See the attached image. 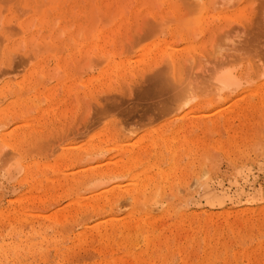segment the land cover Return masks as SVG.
<instances>
[{
  "label": "bare ground",
  "instance_id": "bare-ground-1",
  "mask_svg": "<svg viewBox=\"0 0 264 264\" xmlns=\"http://www.w3.org/2000/svg\"><path fill=\"white\" fill-rule=\"evenodd\" d=\"M96 1L98 3L99 8L93 5L94 0H90V5H92V7L94 8L100 9L98 11L101 12L100 13L97 12V15L99 14L102 15V16L100 15L102 17L100 18L101 19L100 22L96 20L94 22V18L97 17L93 16L94 13L92 14L90 12L89 4H87L86 2L83 4L84 2L83 0H44V3L41 5L45 7H42V9L40 5V2H42V0H18L16 5L17 7L20 6L19 11L23 12V13L21 12V14L18 13L17 8L11 7L12 6L11 4L10 7L5 9V11L0 9V65L2 66L5 65L8 61L10 60L12 61L13 58H18L19 61L27 55L26 57L27 59L24 58V61L23 59L21 60V62L15 61L16 64H18L15 70L24 71L25 69H27L26 75H24L16 83H13L11 80L9 82H6L4 86H2V88L0 89V98H1L0 105L4 102L7 103L8 100L11 98V96H9L10 98H8V96L7 95L5 96V94L10 93V95L13 96V93H15L19 95V96L16 95L17 97L15 96L16 98L14 99V101H12L13 98H11L10 99L11 102L6 104L7 106L5 107V109L1 106V108L4 110L0 111V121H1L0 149L1 148L5 149L4 153L5 156H8L7 157L8 162L7 161L3 162L4 164H2L1 166L3 167L5 166V167L3 171H1L2 167H0L1 168L0 171L2 172L3 177L7 179V181H12L21 173L22 169L25 170V175L22 177L24 179L21 178L22 179L21 181H23V184L29 185L28 187H30L31 192L35 190L36 194L37 191L38 194L40 191L43 192L46 191L44 188L50 189V191L56 190L55 188L56 183L59 182L57 181V179H59L60 175H62L61 178H64L65 181L68 182V185L74 182L78 183L81 181L79 184L85 185L84 187L86 188L85 189L83 187V189H85L86 191L83 190L81 192L85 194L87 193L88 196L86 197L84 194L85 197L82 198L83 202L79 203L80 205L79 207L80 209H82V207H85L87 211L89 208L93 209L95 207L97 208V210L98 208L100 210L102 207L101 204L103 205L107 204L108 206L107 205L104 206L108 208V210H112V207L114 206L113 204L117 203L116 200L121 199V202H124V200H128L125 201L128 202V204L132 200L133 204L130 203L131 205L130 204L129 205L134 207L135 212L137 211L136 213H134L133 211L132 212L136 215L139 211L140 214L141 212H143L144 215H142V217L140 216L139 218H137L136 215L135 217L137 219L131 218L130 220H127L125 226L128 227L129 230L128 235L125 234L126 232L124 233V231H122L120 227H118V231L119 230L121 231L119 232V235L115 234L116 237L114 239L115 240L116 238L117 239L122 238L124 240L126 239L125 240L126 243L128 241L130 242L133 239V236H135L137 240L140 239L142 244L139 243L140 241L138 243L142 245V248L141 247L140 248L143 249L144 254L143 252H141V250H139L140 252L138 254L141 253L140 254L141 256L145 255L142 257V259H145L144 260L145 263L142 262L143 264L148 263L147 261L149 260V258H151L150 254H154L153 256L158 255L157 254L158 250L156 248H154L156 249V252L151 253L152 251H154V249H152L150 250V254H149V249L154 246L157 247L161 246L160 249L158 248L160 250V255H158V259L161 260L162 264H166L165 262L166 258L170 259L169 257L170 255L175 256L176 254L182 257L181 264H190L191 262L187 263L185 258V255L188 253L189 250L188 248H186V246L190 244L191 245L190 248H193V250L196 249L194 251L195 253L193 252L194 254H196L197 251L199 252L200 251L199 249L202 248H200V246H197L199 247V249H197L195 245H197L198 243L200 244L199 242L201 241L199 239L200 236H203L202 240L204 242V247L202 251V257L198 261V264H215L216 262L213 263V260H218L221 257V252H223V248L225 247V245H223L224 240L222 238L224 231L231 230L234 234L233 240L235 242L232 241L234 242L233 244L236 246H242L243 245L242 242L244 241L243 240L244 237H242L243 234L242 229L245 230L247 236L252 237L251 234H252V230L254 229V225L260 227V224H263L261 225L263 226L261 228L262 229L264 228L263 205L262 207L244 206L243 209L240 208V211H237L236 213L233 210L227 211L226 203L228 201L234 200L235 199L234 197L236 196L238 191H239L238 194L239 196L245 194L243 192L242 186L247 183L249 184V182L254 179L252 174V171L254 169L251 170V168L249 167H244L237 171L236 175H239V179H240L239 189L238 188L235 189L236 186L238 185V182L236 180L234 181L233 179L228 182V187L225 188L219 182L216 183L210 181L209 174L211 171L208 170L209 167L208 169H201L200 171H197L199 173L193 175L194 177H192L191 180L189 181V179L187 178L188 172L186 171L185 167L183 168L182 167L183 165L179 167L180 166L179 164L181 162V161L179 162V159L181 157L182 152L190 153L191 151H194V148L196 146L198 148L199 147L198 145L202 144L201 141L202 138L199 139L200 137L197 136L198 138L195 137L196 139H193L190 137L192 134L191 132H193L192 131L193 129L197 130L196 127H201L200 124L202 123H200L201 117H199V115L206 113V112L204 113V111L209 109L208 105H210L211 108L213 106L211 110L212 112L213 111L216 112L215 115L210 117V121L212 122L213 127L216 130L219 129L220 126L219 122L221 120H223L224 122L223 124L225 127H229L230 125H232L230 124V120L231 118H233V116L239 114L240 117H242L247 121L248 116L252 115V113H258L259 111L264 109V72H263L264 69H262L264 65L262 66V68H260L263 63L260 64V58L256 57L255 59H257L256 60L257 65L260 66L259 68L261 71H259V69H254L253 67L254 66L256 67V65H253V67L251 66V64H253L254 61L250 62L249 64V60H248V58H251L250 57L251 55L248 56L249 55L248 54L244 56L242 52L243 49H245V45H247L246 42L249 41L247 39L246 41L242 42L246 34V33L244 34L243 32L247 31L246 27L248 29L250 28L248 26L252 25L250 24L251 21L255 24L254 22L255 18L252 17L254 16L252 14L255 13L253 10H255V8L257 9V7L255 6H258L261 2L258 3V5L257 3H255V6H253L254 2L257 1H254L252 4H250L251 2L250 0H239V1L238 0H158L159 3L157 2V0H155V2L159 4L158 6L155 2L153 3L154 6L156 5L155 7L158 6V9L156 8L157 9L156 10L155 8H153L154 6L151 5L150 3L149 4L151 6L150 5L149 6L152 8L148 9V7L145 6L148 5L147 2H145L146 0H135V4H136L135 8L132 11L128 12L130 13V15L126 17L128 13L126 12L125 9L124 10L125 12L124 11L122 12L121 18L118 19L117 17L120 11L118 13L114 12L116 10L115 6L117 5V3L118 4L120 3V5H118L120 7L121 3L122 4L125 3V0L124 2H120L122 0H119V2L118 0L117 2L115 0H114L115 2L113 0H110V3L108 0H96ZM234 1L238 2L237 5H239L240 7L238 10H234L235 9L234 7H238L236 3L234 4ZM263 1L264 0H262V4ZM113 3H116V5ZM125 4L126 6L128 5L127 7L129 8L130 4H127V2ZM262 4L260 5L262 6ZM112 5H115L113 6L115 9H112ZM124 5L121 7L124 8L125 7ZM251 5L255 8L252 7L253 8L252 9ZM260 5L259 7H261ZM13 6L15 5L13 4ZM118 6L116 7L119 10ZM91 10L95 11V9H91ZM145 11L149 12L150 14L147 15L151 17L149 18L148 16L147 17L145 16L146 19H143L144 18L143 15L140 21L145 20L144 22L146 23L149 21L148 22L149 25L148 23L147 25L148 27L151 25V27H149L150 29H147L149 30V32L147 31L148 33L143 35L147 36L148 40L149 37H151L152 40L151 41L147 40L148 43L141 46L140 48H139V44L140 42L142 43L144 40L140 42L138 41L139 44L137 42L138 50L136 54L135 55L132 54L133 56L126 55L128 49L133 47V46H129L131 45L130 42L132 43L135 39L137 40V38L135 37H134L135 39L131 38L134 36L132 34L136 33L134 32V30L136 29L134 23L136 19H138L137 16L144 13ZM258 11H256V14ZM111 12L113 13V15L116 14L118 15L112 18ZM144 22H142L143 25ZM140 31L141 30H139L138 33ZM130 32H134V33H130ZM238 32L239 34L240 33L242 34L238 35ZM127 35H129V37L131 36L130 40ZM127 37L128 39H126ZM239 37L241 38L243 37L242 40H239L241 39ZM126 40L127 41L129 40L127 42L129 43V45L126 43ZM32 45H34V48H32ZM134 49L136 51L135 47ZM239 53L241 54L242 56L241 58L243 59L238 58V56L240 55ZM243 56L247 57V59L245 60ZM240 59L244 60L245 65L247 64L246 62H248V65L246 66L244 65L245 66L244 67L243 61H241ZM253 60H254V56H253ZM7 65L9 64H6L5 67ZM241 69H243L242 72L243 73L245 72V75L246 73H248L247 77H245L244 74L242 75L240 73ZM10 71L12 72V74H14L13 73L14 71H12V69ZM201 71L204 74H201ZM195 72L198 73L200 72L199 73L200 76H198V74H196ZM206 72H208V74ZM7 74L9 75V73ZM249 74L252 75L253 77H250ZM193 75L196 76L197 83L194 81ZM149 76L150 79L153 81V84H150L151 86L154 85V82L155 84H158L160 86L159 87L160 89L157 86L155 87L152 86V88H155V91L153 92L154 93L156 92V87H157V90L159 89V91H157L159 93V96H161L164 100V103L161 107H159V105H161L160 103L159 105L157 104L159 108L156 107L157 109H159L157 113L160 117L156 116L157 115V113L155 112L156 110H154L156 115L155 113L152 114V116L154 115V117L156 116L158 119H160L161 117L162 119L163 118L166 119L165 122L161 124L160 127H158L157 129H153L149 132L146 131L147 133L146 132L143 133L145 134L143 136L142 134L140 135L138 134L139 136L142 137L136 136V138H133L132 136V134L134 135V131H135L134 128L131 131L129 130V133L131 134H128V136L131 135L132 138L126 136L127 138L124 141L123 137L125 135L123 136L122 132H124L125 131L124 129L128 128L129 126L124 128L123 127L124 125H120V122H118V124L121 127L118 130L122 131L121 133L119 134L115 133L114 132L115 127L114 128L108 127L110 128L109 131H112L111 128L114 130L112 131L113 133L112 132H110L111 134H109L108 132L106 133L105 131L108 129L106 128L104 132L100 130L101 133H99L100 131L97 132L98 134L94 133V135H92L90 139L85 143L84 142L78 143L79 140L78 142H76L77 140L76 139L75 141H72L67 145L63 144L61 149L57 148L59 151L55 150V152H53V155L56 152L59 153V157H57L58 155L55 154L57 156H54V158L56 157L54 161L50 162L47 160V161L39 162L35 160L34 158L35 155L33 156V158L30 157V154H34L33 153L34 148L30 147L29 144H31V141H34L33 140L34 138H37L36 140L39 141L40 137L41 138L43 137L42 136L43 129L50 130L51 127L56 123L55 120L59 117L68 119L70 117L69 116L70 113L73 116L74 113L72 114L73 111L68 110V105L69 103H73V101L71 100L75 93H77V95H75L77 98V105H75L76 102L74 101V104L72 106L76 108L80 107V104L84 102L89 103L91 101L93 103L98 104L101 101L100 99L112 98L114 94L118 95L120 92L124 93L126 91L124 90V88L129 89L130 87H132L131 89L134 90L135 89L134 86H137V84L141 85V83L145 82L146 78L149 79ZM56 78L59 79L57 80ZM202 78L204 79L202 81H204L205 83L204 88L202 87L203 85L202 82L200 81ZM55 79L57 82L54 84V86L50 87L49 82ZM60 89H62V91ZM58 90H60L61 93H63L62 95L63 97L61 96H60L61 98H59V96L57 97V94L59 92ZM199 90L201 91L199 92ZM199 93H201V95ZM153 94L151 92L150 95L152 96L149 97L150 100L151 98H153L154 96ZM120 95L121 94H119L118 97ZM157 95L155 94V97ZM201 96H203L202 99L204 100L198 98ZM161 97H158V99H161ZM113 99L116 101V98L113 97ZM146 99L148 100V98ZM199 99H201L203 103L205 104L207 103L206 104L207 109H205L204 104L201 106L204 107L203 108L204 110H201L199 108L201 103L195 106L192 104L193 102ZM114 100L111 101L114 102ZM147 100H143V101H147ZM100 103L103 104L102 102ZM155 103L156 102L152 104L151 101V104L154 105V107H155ZM34 104L38 106L37 115L35 117L23 116L22 113L24 111V108L27 105L30 106ZM29 106H28V111L32 112L30 110L34 109V107L30 108ZM98 106H100V104H98ZM196 106H198L200 110L197 109ZM102 107H100L101 110ZM195 107L196 109H194ZM108 108L109 107H107V110ZM150 108L153 107L151 106ZM75 109L73 108V110ZM79 110L80 109L78 108V111ZM26 112L24 113L25 115L28 114V113L26 114ZM17 113H20L21 116ZM67 113H69V115H67ZM16 115L19 116L17 117ZM66 115L69 117H67ZM5 116L8 119L9 117L13 118V120L10 119L11 120L10 122H13L17 118L21 120L18 123H14L15 125L12 124L11 126H9V123H6L7 124L6 125L3 123L4 121H2V119L5 118ZM153 119L155 120V118ZM118 124H116L115 126H117ZM254 127H256V125ZM48 130L47 132L45 131L46 132L44 134L45 136L47 133H49ZM258 133H260V131ZM45 136L43 140L46 139ZM118 138L120 139V141L118 140ZM56 140L54 142H57ZM54 142L52 144L53 146H54ZM249 142H253V141H249ZM249 142L248 144H250ZM258 142L254 144L255 147L258 146L257 144L261 143ZM21 144L22 146L25 144L29 148L28 149L29 151L28 152L26 151L25 154L20 153L23 151L22 146L21 149L19 148ZM35 144L38 145V143ZM48 144L49 143L47 141V144L45 143V145ZM55 145H60V144L55 143ZM215 145L218 146L217 143ZM53 146L49 148H54L55 146L54 147ZM44 147L46 148V146ZM226 147L229 148L232 146L226 145ZM226 147L225 150L227 149ZM250 148L252 147L250 146ZM231 149L234 150V147ZM50 150L53 151V149ZM230 150L227 149L228 152H230ZM258 150L256 148L255 152L256 151L258 152ZM227 151H225V154ZM39 153L40 152H38V154ZM190 154H192V152ZM244 155H246V153ZM1 156L2 154L0 155V157ZM76 156L79 157V159H82L83 162L80 163L79 161V164L76 165V163L78 162L73 161L75 160ZM166 156L168 157L167 163L165 160H163L164 157L166 159ZM246 156L248 157V155ZM145 157L146 158L148 157L147 158L148 160L150 158L151 162L148 163L147 161H144V159L147 160ZM235 157H239V156H235ZM247 160L249 161V159L246 158V161ZM64 161L69 164V165L67 164L68 167L65 168L66 171L63 169L64 168L63 166H62L63 168L61 167L60 169L61 165L66 164ZM163 161L165 162V167L166 164H168L167 165L168 167L166 168L162 167L164 165ZM67 165H65V167ZM193 165L194 164H192V166ZM206 165L208 166V164ZM204 166L205 165H203V167ZM189 167H191V163ZM124 170L126 171L125 173H127L126 175L121 174ZM47 171L51 172L50 174L53 175L52 178L47 177L48 175ZM65 172L66 173L73 172V173L65 174ZM66 175H68L69 178ZM127 175L130 176L129 179L127 178L128 179L127 181L125 180L123 181L122 179L126 178ZM186 178L188 179L189 182L187 181ZM157 179H159L160 181ZM68 180H70V184ZM157 181H159L160 184ZM20 183L22 184V182ZM232 186L235 187L234 188L235 190L233 189L234 191L231 192L230 189ZM69 187L72 188V186ZM77 187L79 188V186ZM61 188L62 187H60V189ZM159 189H162L164 191V193H161V195L165 194V192L169 190V192H166L165 194L168 196L164 198L167 203L162 199L163 196L161 198L166 204H168L167 207L164 205V203L159 202L160 200L157 199L160 193L158 195L156 194V192L158 193ZM257 189L260 192L262 191L261 189L259 190L258 187ZM87 190L90 191L89 194ZM70 191L71 190H69V192ZM154 191L155 193H153ZM255 192H257V190ZM41 194L42 193H40V195ZM28 195H30V193ZM33 195L26 197L27 195L25 194L22 199L25 200L29 199L30 201H33V199L37 196V195L34 196ZM48 195L46 196V198L52 197ZM79 195L81 196V193ZM250 197L255 198L257 200L255 194L251 195ZM250 197H248L247 194V198ZM40 198H39L40 201H43L45 199L44 198L41 200ZM77 198L75 200H77ZM259 199L261 200V198ZM45 201L46 199L43 201V203ZM73 202L75 203V201ZM248 202H253V201L250 199L242 200V204ZM137 205L141 207L139 208ZM142 205H144V208L146 207L145 213L144 211L140 212V209L145 210L143 209ZM118 206H120V204ZM15 207L16 208H11L6 213L0 212V217L4 218L3 220L6 219V220H12L14 222L17 221V224H19V222L23 223V221L29 219L26 217L27 215L30 214L24 211L25 208H27V206L22 205V201H20L18 207L17 205ZM105 207L104 208L102 207V209H105ZM136 207H138L139 210H136ZM161 207L162 208L166 207V209L165 211L163 210L161 214L160 213L158 214V212L160 211L159 208ZM117 209H115V212ZM78 211L81 212L80 210ZM87 211L85 214H82V216L86 215ZM64 212H63L64 214L63 213L61 214L62 216H60V214L59 215L54 214L53 217L51 216V219H48V220H52V225L50 224L51 227L52 226L55 227L57 225L60 227V229L63 228L67 229L64 226H66L67 225L66 223H68V220L70 218L69 217L70 213L69 211H64ZM155 212L157 213L155 214ZM233 212L236 215V216L234 215L235 218L234 216H232L235 219V222L234 219L232 218L233 221H231V223L238 224L236 223L237 221L239 222L241 227L240 228H238L237 226H236L237 228L235 226H234L235 228L232 227L230 225L231 224L230 220L227 223V225L224 224L223 225L224 227L221 226V222L223 221V219L221 218H224L225 216L229 217V215L230 216L231 214L233 215ZM134 214L131 215L134 217ZM237 214L239 215L237 216ZM32 215L34 214L32 213ZM87 215L91 216L90 214ZM250 215L252 216L251 218L247 217ZM114 216L115 215L111 214V217ZM165 217H168V219L174 217L173 219L174 222L171 220L173 222L172 224L165 225V223H162V220H165L164 219ZM228 217H225L224 219L227 218L228 220ZM126 218L129 219V216ZM215 218L216 220L218 218L221 219V222L219 221L220 219L218 220L220 225L217 224L218 222L215 220ZM32 220H30L31 221L30 223H32ZM0 222H2V219L0 220ZM113 222L114 220L112 221V223ZM122 224L123 222L120 225ZM21 225L19 224V227ZM35 226L36 225L30 226L29 227L30 231L26 234H21V232H17V236L18 234L21 237L25 236L24 239H21L20 237L18 241H14V239L11 240V238H9L12 236L10 233L8 234L11 236L6 234V236L7 235L9 236V237L7 236L9 240L7 239L5 240V242L4 241L0 242V264H10L11 262L13 264H22L20 261L22 257L21 251H23L25 254L30 253L33 255H35L37 252H38L37 254L40 253L39 251L42 250L39 244L40 242H34L33 240L35 239L36 236H38V238L39 236L41 237L42 233L46 232L51 227L49 226L50 227L49 228L45 225V228L47 227L48 229L46 228L47 229L46 230L43 226L42 231H39L42 224L41 226L40 224H38L39 229L34 228ZM95 226L94 228H96ZM183 226H185V228L186 226H188L187 228L191 230L190 233L191 235L190 236L188 235L189 237L187 238L188 241H185L187 242V244L183 242L184 244H186V246L184 244H181L180 243L181 240L179 239L180 238L179 235L183 230L182 228ZM22 227L24 226H21V228ZM103 227L104 226H102L101 228ZM14 228L16 227L14 226ZM94 228L92 227L91 231ZM99 228L97 229L98 231ZM111 228L110 230L113 231ZM159 228L161 230L160 232H158ZM55 229L56 228H54V230ZM60 229L59 231H56L58 232L59 237L61 235ZM51 230L53 233V227L52 229H50V232ZM14 231L16 233L15 229L11 231V233H13ZM118 231H116V233ZM8 232H10V230ZM63 232H65V230L62 231V235ZM132 232H134L133 233L134 235L132 234ZM88 233H86L87 236ZM90 233L92 234V232ZM101 233H100V238H104L105 235ZM186 233L184 235H186ZM81 234H84V232ZM166 234H170L169 236L172 237L170 238ZM46 235L47 233L44 236L46 237ZM95 236L99 238L97 234ZM164 236L168 238H164ZM56 237L54 238V240H52L53 243L55 242ZM92 238L93 237H91L90 240ZM97 238L95 240H98ZM181 238L183 239L184 236H182ZM4 239H6V237ZM51 239H53V237H51ZM58 240H60V238ZM77 241L79 240L77 239ZM124 243L123 246H125L126 244ZM56 244L61 245V243H56ZM47 245H50V242ZM53 246L54 245H52V247ZM46 248L47 247H45V249ZM58 250L59 248L57 249V251ZM129 251H131L132 253V250L129 249ZM254 251L255 250L252 251L251 249H245L242 252L240 251H236V252H240L242 257L250 261L251 260L250 258L252 257ZM193 253L190 254L193 255ZM197 255L198 254H196V256L193 255V257H197ZM139 256L135 257L133 261L134 263L132 262L131 264H141L139 260L140 259ZM125 257L121 259H113L107 262L106 264H125L126 262L130 263V261H128L129 255L126 257V259ZM253 258L255 259L256 257ZM253 258L252 260L254 261ZM154 260L155 259L152 260L151 258L148 264H155ZM160 260H157V262L159 261L160 263ZM256 261L257 260H255V262ZM102 263L98 262V264H102Z\"/></svg>",
  "mask_w": 264,
  "mask_h": 264
},
{
  "label": "rangeland",
  "instance_id": "rangeland-1",
  "mask_svg": "<svg viewBox=\"0 0 264 264\" xmlns=\"http://www.w3.org/2000/svg\"><path fill=\"white\" fill-rule=\"evenodd\" d=\"M84 2H83V4L86 2L87 4H89V7H90V12L93 14L94 13V15L93 16H96L97 18H94V22H95V20L96 21H101V19L100 18H102L101 16V14H99V15H97V12L98 13H100L101 11H98V10H100V9H97V8H99V6H98V3H97V1L96 0H94V2H93V5L96 7L97 6V8H94V7H92V5H90V0L89 1H87V0H83ZM109 1V3H110V0H108ZM114 1V0H113ZM116 2H117V0H115ZM114 1V2H115ZM129 0H125V3L127 2V4H130V5H133V6H130L129 5V8L126 6V4L125 3H121V6H123L124 4V8H122L121 6L119 7L118 5H120V3L118 4L117 3V5H116V3H113V4H115L116 6H118V8H119V10L117 9V7L115 6V5H112V9H115L116 8V10H118V11H114V10H111V11H114V12H119L118 14L120 15V17H119V15L118 14H116V15H118V19H120L121 18V15H122V12L126 9V12L128 13L129 11H132L134 8H135V0H133V1H129ZM153 0H151V1H149V0H146L145 2H147V4L148 5H145V6H147L148 7V9L149 8H152V7H150L151 5H153V3L155 2V0L152 2ZM239 1V0H238ZM251 2H250V4H252L254 1H257V2H254V4H253V6H255V3H257V5H258V3H260V4H262V0H250ZM7 2V3H6ZM11 2V3H10ZM12 2H13V4L15 5V6H13V4H12ZM17 2H18V0H13V1H11V0H0V9L1 10H4L5 11V9L6 8H8V7H10V4L12 5L11 7H14V8H17L18 9V13L19 14H21V12L19 11L20 9V6H18L17 7ZM92 2V1H91ZM112 2V1H111ZM118 2H119V0H118ZM120 2H124V0H122V1H120ZM133 4H132V3ZM157 2H158V0H157ZM9 3V4H8ZM44 3V0H42V2H40V5L41 4H43ZM151 5H150V4ZM156 3V2H155ZM159 3V2H158ZM236 3V5H237V3L238 2H235L234 1V4ZM157 4V3H156ZM249 4V5H250ZM259 4V5H260ZM150 5V6H149ZM158 6H159V4H157ZM235 5V6H236ZM259 5L258 6H255V7H257V9L255 8V7H253L252 5H251V8L253 7V8H255V10H253L252 12L254 13V14H252V15H254V16H252V17H254L255 18V20H254V22H255V24L252 22H250V24H252L251 26H248V27H250L249 29L246 27V29H247V31H245V32H243V30H242V32L245 34V38H243L244 40L242 41V42H244V41H246L247 39L249 40V41H247L246 42V44L247 45H245V49H243V54H244V56H246V55H248V56H250L251 58H248V60H249V64H250V62H252V61H254L253 62V64H251V66L253 67V65H256V67L254 66L253 68L254 69H259V71H261L260 70V68H262V66L264 65V1H263V4H262V6L261 7H259ZM113 6H115V8L113 7ZM154 6V5H153ZM156 6V5H155ZM153 7V8H157L158 9V6L157 7ZM238 7H234V5H233V7L235 8L234 10H238L240 7H239V5H237ZM42 7H45V6H42L41 5V9H42ZM127 7V8H126ZM252 8V9H253ZM91 9H95V11L93 12ZM97 9V10H96ZM123 9V10H122ZM156 9V10H157ZM122 10V11H121ZM128 10V11H127ZM259 10V11H258ZM256 11H258L257 12V14H256ZM7 12V11H6ZM125 12V11H124ZM23 13V12H22ZM90 13V14H91ZM112 13V12H111ZM121 13V14H120ZM147 14H150L149 12H147V11H145L144 13H142V14H140V15H138L137 16V18L138 19H136V21H135V23H134V26H136V29L134 30V32H136V33H134V32H130V33H134V34H132V35H134L133 37H131V38H133V39H135V38H137V40L135 39L134 41H133V39H132V43L130 42V44L131 45H129V43H127L131 38L129 37V35H127L128 37H129V40L127 41L126 40V43L129 45V46H133V47H131L130 49H128V51L126 52V55H129V56H133L132 54H136V52H137V50H138V44H139V42L140 41H143L142 43L140 42V44H139V48L141 47V46H143V45H145V44H147L148 42H147V40H148V38H147V36H144L143 34H146V33H148L149 32V30H147V29H150L149 27H151V25L148 27V25H149V21L147 22L148 23V25H147V23L146 22H144L145 20H143V21H140L141 19H142V17H143V15H144V18L143 19H146V17L148 16ZM101 15V16H100ZM116 15H113V13H112V18H114V16L116 17ZM130 15V13H128V15L126 16V17H128ZM259 15V16H258ZM146 16V17H145ZM257 16V17H256ZM92 17V16H91ZM149 18L151 17V16H148ZM26 18H28V17H26ZM25 18V19H26ZM92 19V18H91ZM253 19V18H252ZM150 20V19H149ZM261 20V21H260ZM147 21V20H146ZM142 22H144V25H143V23ZM95 24V23H94ZM139 24V25H138ZM253 25H254V27H253ZM260 25V26H259ZM145 26H146V28H145ZM258 26V27H257ZM139 27H140V29H139ZM253 28V29H252ZM139 30H141L139 33H138V31ZM153 30V29H152ZM252 30H253V33H252ZM255 30V31H254ZM148 31V32H147ZM151 31V30H150ZM152 33V32H151ZM135 34H137V35H135ZM240 34H242V33H240ZM239 34V32H238V35H240ZM144 37H143V36ZM237 35V34H236ZM142 36V37H141ZM242 36V35H241ZM128 37L126 38V39H128ZM135 37V38H134ZM238 37V36H237ZM145 38V39H144ZM151 37H149V40L148 41H151L152 40V38L150 39ZM239 38H241V37H239ZM242 38L241 39H239V40H242ZM236 40H238V39H236ZM139 41V42H138ZM146 41V42H145ZM137 42H138V44H137ZM133 44V45H132ZM35 45H36V43H35ZM134 47L136 48V51H135V49H134ZM32 48H34V45H32ZM248 48V49H247ZM255 48V49H254ZM246 49H247V51H246ZM250 50V51H249ZM256 50V51H255ZM251 51H252V53H251ZM131 53V54H130ZM255 53V54H254ZM240 54V53H239ZM238 54V55H239ZM240 56V57H239ZM238 56V58H241L242 56H241V54ZM243 56V57H244ZM253 56H254V60H253ZM24 57V56H23ZM27 57V55L24 57V58H26ZM256 57H258V58H260V64H262L261 65V67L260 66H258L257 65V59H255ZM263 57V58H262ZM24 58H22L23 59V61H24ZM245 58V60L247 59V57H244ZM21 59V60H22ZM27 59V58H26ZM241 59H243V58H241ZM240 59V60H241ZM250 59H251V61H250ZM21 60H19L20 62H21ZM11 61V60H10ZM10 61H8L6 64H9V65H7L6 67H5V65H0V70H1V72H0V89L2 88V86H4V84L6 83V82H9L10 80L13 82V83H16V82H18L24 75H26V70L27 69H25L24 71H21V70H15V68H16V66L18 65V64H16V62H19L18 61V58H13L12 59V61L10 62ZM16 61V62H15ZM241 61H243V66L245 65V62H244V60H241ZM258 62H259V60H258ZM11 63V64H10ZM247 64L246 65H248V62H246ZM259 64V65H260ZM245 65V66H246ZM244 66V67H245ZM258 66V67H257ZM3 67V68H2ZM10 67H11V69H12V71H14L13 73L14 74H12V72L10 71L11 69H10ZM260 67V68H259ZM7 68V69H6ZM13 68H14V70H13ZM244 69V68H243ZM243 69H241V74L243 75L244 74V76L245 77H247V75H248V73H246V75H245V72L243 73L242 71H243ZM262 69H264V66H263V68ZM9 71V72H8ZM263 72H264V70H263ZM7 73H9V75L7 74ZM11 73V74H10ZM196 74H198V76H200V72L198 73V72H195ZM207 74H208V72H206ZM7 74V75H6ZM18 74V75H17ZM201 74H204V73H202V71H201ZM4 75H6V76H4ZM14 75V76H13ZM195 75V74H194ZM193 75V79H194V81L197 83V81H196V76H194ZM4 76V77H3ZM57 76V75H56ZM202 76V75H201ZM249 76L250 77H253L252 75H250L249 74ZM12 77V78H11ZM15 77V78H14ZM20 77V78H19ZM54 77V76H53ZM147 78H148V76H147ZM146 78V80H145V82L144 83H141V85L140 84H137V86H134L135 87V89L134 90H132L131 88L132 87H130L129 89H125L124 88V90H126L125 92H124V90H123V92L124 93H119V94H121L119 97H118V95L117 94H114V98H116V101L113 99V97L112 98H106V99H100L99 101L100 102H102L103 104H101L100 102L98 103V104H100V106H98V104H96V103H93V102H89V103H82V104H80V107H78L80 110L78 111V108H76V107H74V106H72L73 104H74V101L76 102L75 103V105H77V98H76V96L75 95H77V93H75L74 94V96H73V98H72V100L71 101H73V103H69V105H68V110L69 111H73L72 112V114H73V116L71 115V113H70V115H69V113H67V115H69V116H67V117H69L68 119L67 118H57L56 120H55V124L51 127V131L50 130H48L49 131V133H47V134H49V135H47L46 134V136L44 135L46 132H47V130L46 129H43L42 131H43V134H42V138L40 137V139L41 140H43V138H44V136H45V138L47 139H44L43 141H41L40 139H39V141L38 140H36L37 138H34L33 140L34 141H31V144H29L30 145V147H32V148H34V150H33V153L34 154H30V157H32L33 158V156H34V158H35V160H37V161H39V162H43V161H54V159L56 158H54V156H57V157H59V153H55V154H57V155H53V152H55V150H58V149H61V147L63 146V144L64 145H67V144H69V143H71L72 141H75L76 139V142H78V140H79V142L78 143H81V142H86V141H88L89 139H90V137L92 136V135H94V133L95 134H98L97 132L98 131H102V132H104V130H106V128H108V127H112V128H114L115 127V131L111 128V130L112 131H114L115 133H121L122 131H120V130H118L119 128H121L120 127V125H124L123 127L124 128H126V127H128V128H126V129H124L123 131L124 132H122L123 134V140L125 141V139L127 138V137H131L132 138V136H133V138H136V136L137 137H142L143 135H145V134H143V133H145L146 131H151V130H153V129H157L158 127H160L161 126V124H163L164 122H165V118H163L162 119V117L160 118V119H158L156 116H159L158 115V110L159 109H157V108H159V107H161L162 105H163V103H164V100H163V98L161 97V96H159V93L157 92V91H159V85L158 84H155V82H154V85H152V86H157L159 89L157 90V87H156V92L154 93L153 91H155V88H152V86L150 85V84H153V81L150 79V76H149V79H147ZM201 78V77H200ZM199 78V79H200ZM57 79V78H56ZM56 79L55 80H52V81H50L49 83V86L50 87H52V86H54V84L57 82L56 81ZM59 79V78H58ZM57 79V80H58ZM13 80H16V81H13ZM147 80H149V81H147ZM202 80H204L203 78L200 80L201 82H202V87L204 88L205 87V83H204V81H202ZM2 82H3V84H2ZM150 82V83H149ZM146 83H147V85H146ZM195 83V84H196ZM143 84V85H142ZM145 84V85H144ZM135 85V84H134ZM197 85V84H196ZM148 86V87H147ZM150 86V87H149ZM198 86V85H197ZM137 88V89H136ZM153 89V90H150V89ZM130 89H131V91H130ZM61 91H62V89H60ZM60 90H58L59 92H58V94H57V97L59 96V98H61V97H63L62 95H63V93H61V91ZM149 90V91H148ZM135 91V92H134ZM146 93H145V92ZM201 90H199V92H200ZM151 92H152V94L154 95L153 96V98L155 97V94L157 95V93H158V95L154 98V99H156V100H154L153 98H151V100L149 99V97H151L152 95H150L151 94ZM127 95H126V94ZM140 93V94H139ZM144 93V94H143ZM149 93V94H148ZM202 93V92H201ZM201 93H199L200 95H201ZM9 94V95H8ZM8 94H5V96L7 95L8 96V98H10L9 96H11V98H13L12 99V101H14V99L17 97V96H19L18 94H15V93H13V96L12 95H10V93H8ZM12 94V93H11ZM124 94V95H123ZM148 94V95H147ZM17 95V96H16ZM123 95V96H122ZM146 95V96H145ZM16 96V97H15ZM61 96V97H60ZM148 96V97H147ZM142 97V98H141ZM144 97H145V99H144ZM158 97H161V99H158ZM10 98V99H11ZM146 98H148V100L146 99ZM198 98H203V96H201V97H198ZM9 99V100H10ZM147 100V101H143V100ZM159 100V102H158V100ZM199 99V100H196L195 102H193L192 104L195 106V105H197V104H200L201 103V105L199 106V108L201 109V110H204L203 108L205 107V109H207V107H206V104L205 103H203L202 102V100H204V99ZM0 100H1V98H0ZM8 100V102L6 103V102H4V103H2L1 105H0V111H2V110H4L5 109V107L7 106L6 104H8L9 102H11V100L9 101ZM106 100H109V101H106ZM114 100V102H112V101ZM138 100V101H137ZM150 100V101H149ZM105 101V102H104ZM151 101H152V104H154V102H156L155 103V107H154V105H152L151 104ZM154 101V102H153ZM110 102V103H109ZM111 102H112V104H111ZM136 102V103H135ZM108 103V104H107ZM138 103V104H137ZM159 103L161 104V105H159ZM115 104V105H114ZM147 104V105H146ZM157 104L159 105V107L157 106ZM204 104V107H201L202 105ZM82 105V106H81ZM102 105H103V107H102ZM1 106L4 108V109H2L1 108ZM28 106L29 105H27L25 108H26V110H27V112H26V110H25V108H24V111H23V116H27V117H35L36 115H37V111H38V106H36V104H34V105H30L29 107L31 108H33L34 107V109H35V111H34V109H32V110H30V111H32V112H29L28 111ZM72 106V107H71ZM84 106V107H83ZM93 106V107H92ZM95 106V107H94ZM106 106V107H105ZM115 106V107H114ZM153 107V108H155V109H153V108H150V107ZM198 106H196L197 107V109H199L198 108ZM36 107V108H35ZM82 107V108H81ZM100 107H102V110H101V108ZM107 107H109L108 108V110H107ZM157 107V108H156ZM196 107L194 108V109H196ZM208 107H209V109H207L206 111H204V113L205 114H200L199 115V117H201L200 118V123H202V124H200V126L201 127H196L197 128V130L196 129H193L192 131L194 132H191L192 134H191V137L190 138H193V139H196L195 137H200L199 139H201V141H202V144H200V145H198L199 147V149L197 148V146L194 148V151H191L192 152V154H190L189 152V154L187 153V152H182V154H181V157H180V159H179V162H180V166L179 167H181V165H183L182 167L184 168L185 167V169H186V171L188 172V174H187V178L189 179V181L191 180V178L192 177H194L193 175H196L197 173H199V172H197V171H200L201 169H208V167H209V169L208 170H210L211 172H210V174H209V179H210V181L211 182H216V183H221L222 184V186H224L225 188H227L228 187V182L230 181V180H236L237 182H238V185L236 186V188L234 187V186H232L231 187V189H230V191L232 192V191H234L235 189H239L240 188V179H239V175H236L237 174V171L239 170V169H241V168H244V167H249V168H251V170H253L252 171V174H253V180H251L250 182H249V184L247 183V184H245V185H243L242 187H243V192L245 193V194H243V195H241V196H239L238 194H239V191H238V193L236 194V196L233 198L234 200H232V201H228L227 203H226V205H227V211L228 210H233V211H235V213L237 212V211H240V208H242L243 209V207L245 206V207H262V205L264 206V146H262V145H264V109L263 110H261V111H259L258 113H252V115H250V116H248V119H247V121L245 120V119H243L242 117H240L239 116V114H234V115H236V116H233V118H231V120H230V124H232V125H230L229 127H225L224 126V122H223V120H221L220 122H219V129L218 130H216V129H214V127H213V124H212V122L210 121V117L211 116H213V115H215V113L216 112H212L211 110H212V108H213V106H212V108H211V106L210 105H208ZM72 108V109H71ZM73 108L75 109V110H73ZM87 108V109H86ZM93 108V109H92ZM104 108V109H103ZM116 108H119V109H116ZM132 108V109H131ZM148 108V109H147ZM133 109H134V112H133ZM142 109V110H141ZM153 111H152V110ZM199 109V110H200ZM83 110V111H82ZM86 110V111H85ZM97 110V111H96ZM100 110V111H99ZM154 110H156L155 112L157 113V115H156V113L154 112ZM105 111H106V113H105ZM151 111H152V113H151ZM26 112V114L27 115H25L24 113ZM110 113V115H109V113ZM132 112V113H131ZM147 112H148V114H150L151 116H152V114H154L155 113V117H154V115L152 116L153 118H155V120L150 116V115H148L147 114ZM104 113V114H103ZM129 113V114H128ZM17 114H19L20 115V113H17ZM100 114H102V115H100ZM211 114V115H210ZM19 115H16L17 117L19 116ZM74 115H75V117H74ZM136 115V116H135ZM141 115V116H140ZM7 116V115H6ZM5 116V118H3L2 119V121H4L3 123L4 124H6V123H9V126H11L12 124H14V123H18L21 119H19V118H17L16 120H14L13 122H10L11 120H13V118L11 117H9V119L7 118ZM15 116V117H16ZM21 116V115H20ZM80 116V117H79ZM150 116V117H149ZM149 117V118H148ZM160 117V116H159ZM207 117V118H206ZM71 118V119H70ZM107 118V119H106ZM240 118V119H239ZM242 118V119H241ZM7 119H8V121H7ZM11 119V120H10ZM142 119V120H141ZM148 119V120H147ZM156 119H158V120H156ZM152 120V121H151ZM154 120V121H153ZM160 120V121H159ZM65 121V122H64ZM101 121V122H100ZM113 122V124H112V122ZM115 121H116V124H118V122H120V125L118 126H115L116 124H115ZM138 121V122H137ZM149 121V122H148ZM1 122V121H0ZM91 122V123H90ZM103 122V123H102ZM109 122H111V123H109ZM123 122V123H122ZM137 122V123H136ZM206 122V123H205ZM88 123V124H87ZM109 123V124H108ZM208 123V124H207ZM58 124V125H57ZM153 124V125H152ZM7 125V124H6ZM15 125V124H14ZM57 125V126H56ZM99 125V126H98ZM146 125V126H145ZM209 125V126H208ZM256 125V127H254ZM82 126V127H81ZM107 126V127H106ZM142 126V127H141ZM145 126V127H144ZM262 126V127H261ZM57 127V128H56ZM116 127H117V129H116ZM254 127V128H253ZM83 128V129H82ZM130 128V129H129ZM135 128V129H134ZM208 128H209V130H208ZM252 128V129H251ZM256 128V129H255ZM74 129V130H73ZM82 129V130H81ZM135 130L134 131V135L132 134V136L130 135V136H128V134H131V133H129V130L131 131V130ZM139 129V130H138ZM258 129V130H257ZM110 130V128H108L105 132L107 133H109V134H111L110 132H112V131H109ZM116 130H118V131H116ZM142 130V131H141ZM195 130V131H194ZM199 130V131H198ZM237 130V131H236ZM252 130V131H251ZM46 131V132H45ZM87 131V132H86ZM101 131L99 132V133H101ZM257 131V132H256ZM260 131V133H258ZM125 132H128V133H125ZM252 132H254V133H252ZM1 133V132H0ZM52 133V134H51ZM55 133V134H54ZM72 133V134H71ZM85 133V134H84ZM113 133V132H112ZM147 133V132H146ZM251 133V134H250ZM256 133V134H255ZM140 134H142V136H139ZM232 134V135H231ZM58 135V136H57ZM258 135H260V136H258ZM65 136V137H64ZM127 136V137H126ZM194 136V137H193ZM257 136H258V138H257ZM197 137V138H198ZM235 137V138H234ZM59 138V139H58ZM82 138V139H81ZM120 138V137H119ZM118 138V140L120 141V139ZM254 138V139H253ZM57 139V140H56ZM68 139V140H67ZM258 139V140H257ZM57 141V142H54V141ZM206 140V141H205ZM242 140V141H241ZM37 141V142H36ZM47 141H48V145H45V143L47 144ZM200 141V140H199ZM230 141H233V142H230ZM249 141H253V142H249ZM258 143H260V144H257L258 146H256L255 147V145L254 144H256L257 142ZM43 142V143H42ZM51 142V143H50ZM53 142H54V146L52 145L53 144ZM248 142L250 143V144H248ZM256 142V143H255ZM35 143H38V145L40 146H38L37 144H35ZM41 145H40V144ZM55 143H59L60 145H55ZM124 143V142H123ZM218 144V146L217 145H215V144ZM230 143H233V144H230ZM214 144V145H213ZM28 145V146H29ZM203 145H204V147H203ZM226 145H228V146H232V147H229V148H227L226 147ZM247 145V146H246ZM252 147V148H250V146ZM253 145H254V148H253ZM1 146V145H0ZM21 146H22V144L19 146V148L21 149ZM34 146V147H33ZM42 146V147H41ZM44 146H46V148L44 147ZM51 146H53L54 148H49V147H51ZM59 146V147H58ZM36 147V148H35ZM49 149H48V148ZM219 149H217V148ZM223 147H224V149H223ZM225 147L227 148V149H231V148H233L234 147V150L233 149H231L232 150V152H231V150H230V152H228L227 151V149L225 150ZM236 147V148H235ZM23 148H25V149H23ZM39 148V149H38ZM58 148V149H57ZM208 148V149H207ZM238 148V149H237ZM250 148V149H249ZM257 148V150L259 149H261L260 150V153H259V150H258V152L256 151L255 152V149ZM29 148L24 144L23 146H22V152H20V153H22V154H25V152L27 151H29L28 150ZM31 149V148H30ZM37 149V150H36ZM42 151H41V150ZM50 149H53V151H51ZM198 149V150H197ZM203 149V150H202ZM223 149V150H222ZM250 151H249V150ZM4 148L2 149H0V155L2 154V156L0 157V167H2V170H1V168H0V170L1 171H3V169H4V167L3 166H1L2 164H4L3 162L4 161H7L8 162V156H5V153H4ZM36 150V151H35ZM39 150V151H38ZM202 150V151H201ZM237 150V151H236ZM254 150V151H253ZM2 151V152H1ZM40 152L39 154H38V152ZM49 151V152H48ZM59 151V150H58ZM205 151V152H204ZM225 151H227L226 152V154H225ZM247 151H248V153H247ZM240 152V153H239ZM4 153V154H3ZM31 153H32V151H31ZM42 153H43V156H42ZM202 153V154H201ZM246 153V155H248V157L246 156V155H244ZM188 154V155H187ZM195 154V155H194ZM197 154V155H196ZM201 154V155H200ZM233 154V155H232ZM240 154H243V155H240ZM46 155H48V156H46ZM53 155V156H52ZM239 156V157H235V156ZM46 156V157H45ZM50 156V157H49ZM186 156H187V158H186ZM190 156V157H189ZM195 156H197V157H195ZM227 156H229V157H227ZM242 156H244V157H242ZM235 157V158H234ZM37 158V159H36ZM77 158V159H76ZM76 158H75V160H73L74 162L75 161H77L78 163H76V165H78L79 164V161H80V163L81 162H83L82 161V159H79V157H77L76 156ZM146 158V157H145ZM148 158V157H147ZM146 158V159H147ZM184 158V159H183ZM197 158V159H196ZM232 158V159H231ZM235 160H234V159ZM237 158V159H236ZM245 158V159H244ZM246 158L247 159H249V161L247 160L246 161ZM167 159H168V157L166 156V159H165V157H164V159L163 160H165L166 161V163L168 162L167 161ZM196 159V160H195ZM199 159V160H198ZM183 160V161H182ZM213 160V161H212ZM144 161H147L148 163L149 162H151L150 161V158H149V160L147 159V160H145L144 159ZM196 161V162H195ZM226 161H227V163H226ZM65 162V161H64ZM63 162V163H64ZM191 163V167H189L190 166V163ZM194 162V163H193ZM211 162V163H210ZM245 162V163H244ZM66 163V162H65ZM146 163V162H145ZM163 163H164V165L162 166L163 168L165 167V162L163 161ZM188 163H189V165H188ZM199 163V164H198ZM200 163H201V166H200ZM6 164V163H5ZM68 163H66V164H64V165H61L60 166V169H61V167L65 170V168H67L68 167V165H67ZM192 164H194L193 166H192ZM205 165L204 167H203V165ZM206 164H208V166L206 165ZM228 164V165H227ZM246 164H248V165H246ZM65 165H67L66 167H65ZM168 164H166V167H168L167 166ZM213 165V166H212ZM245 165V166H244ZM196 166H197V168H196ZM242 166V167H241ZM165 167V168H166ZM188 168H190V169H188ZM200 168V169H199ZM211 168V169H210ZM259 168H260V170H259ZM0 171V212H4V213H6L8 210H10L11 208H16L15 206L17 205V207H18V205H19V203H20V201H22V205H26L27 206V208H25V210L24 211H26L27 213H29L30 215H27V217L26 218H29V219H27L26 221H23V223L22 222H19V224L21 225V223H22V225L21 226H24V227H22L21 228V226L19 227V224H17V221H12V220H3L4 218H2V217H0V220L2 219V222H0V242L1 241H4L5 242V240H9V238H11V240H13L14 239V241H18L19 240V238L21 237V236H19V234H18V236H17V232H21V234H26V233H28L29 231H30V226H32V225H36L34 228H36V229H39L38 227V224H40V226H41V224H42V228L40 227V230L39 231H42V229H43V226H44V228H45V225L47 226V227H49L50 226V224L52 225V220H48V219H51V216L53 217L54 216V214H56V215H59L60 214V216H62L61 214L64 212V211H69V220H68V223H66L67 225L66 226H64V227H66L67 229H65V228H63L64 230H65V232H63V235H62V231H64L63 229H60V227L59 226H52L53 227V233H52V230H51V232H50V229H52V227L49 229V230H47L46 228V232H41L42 233V235H41V237L39 236V238H38V236H36L35 237V239H37V240H33L34 242H40L39 244H40V246H41V248H42V250L41 251H39L40 253L39 254H35V255H33V254H30V253H27V254H25L23 251H21L22 253V257H21V263L22 264H26L27 262V264H98V262L100 263H102V264H106L107 262H109V261H111V260H113V259H121V258H123V257H125L126 255L128 256L129 255V258H128V261H130V263H128V262H126L127 264H131L133 261H134V259H135V257H138L140 254H138L140 251L139 250H141V252H143V249H141L142 248V245H140V244H142V242L140 241V239L139 240H137V238L135 237V236H133V241L131 240L130 242L128 241L127 243L125 242V240L124 239H122V238H120V239H117L116 238V240L114 239L116 236H115V234H117V235H119V232L121 231V230H119L118 231V227H120V229H122V231H124V233L125 234H129V230H128V227L127 226H125V224H126V222H127V220H130L131 218H133V219H137V218H139L140 216L142 217V215H144L143 214V212H141V211H144V213L146 212V207L144 208V205H142L143 206V209H145V210H141L140 209V212H141V214L139 213V211H138V213L135 215L134 213H136L135 212V210H134V207L133 206H130L131 204L130 203H132V200H131V202H130V200H129V204H128V202H125V201H128V200H124V202H121V199H119V200H116L117 201V203H115V204H113L112 206L114 207H112V210H108V208H106L105 206L107 205V204H101V206L104 208L105 207V209H102V207H101V209H102V211H101V209L99 210V208H98V210H97V208L95 207V208H93L94 210H95V213H94V210L93 209H88V211L85 209V207H82V209H80V205H79V203H82L83 202V200H82V198H84L85 196L87 197L88 195H87V193L85 194V193H83V192H81V191H83V190H85L86 188L84 187L85 185H83L82 183V185H80L79 183L81 182H78V183H76V182H74V181H72V182H74V183H72V184H70V180H68L69 181V184L70 185H68V182H66L65 181V179L64 178H61L62 177V175H60L59 176V179H57V181H59V182H57L56 183V190H54V191H50V189H47V188H44L46 191H40L39 192V194H38V191H37V194H36V191L35 190H33L32 192H31V190H30V187H28L29 185L28 184H23V181H21L22 179H24V178H22L24 175H25V170H23L22 169V171H21V173L14 179V180H12V181H7V179H5L4 177H3V175H2V172ZM66 171V170H65ZM23 172V173H22ZM48 172V171H47ZM126 171L124 170L121 174L122 175H126L127 173H125ZM186 172V173H187ZM213 172V173H212ZM51 172H48L47 174V177L48 178H52L53 177V175L52 174H50ZM69 173H73V172H65V174H69ZM22 175V176H21ZM67 177H68V175H66ZM211 176V177H210ZM129 175H127L126 176V178H123L122 180L124 181H127L128 179H129ZM22 178V179H21ZM69 178V177H68ZM128 178V179H127ZM186 178V179H187ZM160 179V178H159ZM159 179H157V180H159ZM188 179H187V181H188ZM239 179V180H238ZM121 180V181H122ZM118 181H119V179H118ZM160 181V180H159ZM159 181H157L159 184H160V182ZM188 181V182H189ZM20 182H22V184L20 183ZM260 183V184H259ZM73 184H75V185H73ZM79 184V185H78ZM87 184V183H86ZM176 184V183H175ZM252 184V185H251ZM262 184V185H261ZM61 185V186H60ZM177 185V184H176ZM44 186H45V184H44ZM69 186H72V188L71 187H69ZM77 186H79V188L77 187ZM81 186V187H80ZM245 186V187H244ZM261 188H260V187ZM60 187H62L61 189H60ZM83 187L85 188V189H83ZM257 187L259 188V190L261 189L262 191V193L260 192V191H258V189H257ZM29 188V189H28ZM58 188V189H57ZM75 188V189H74ZM76 188H77V190H76ZM235 188V189H234ZM11 189H13V190H11ZM71 190L70 192H69V190ZM74 189V190H73ZM234 189V190H233ZM47 190H48V192H47ZM73 190V191H72ZM257 190V192H255ZM86 191V190H85ZM84 191V192H85ZM88 191V194H89V190H87ZM156 191V190H155ZM155 191L153 192V193H155ZM158 191V190H157ZM52 192V193H51ZM68 192V193H67ZM76 192H79V193H76ZM166 192H169V190L168 191H166ZM166 192H165V194H166ZM253 192V193H252ZM27 195L26 197H29L30 195H37L34 199H33V201H30L29 199H27V200H25V199H22L23 198V196L25 195V194ZM30 193V195H28ZM40 193H42L41 195H43V196H41L40 195ZM46 193H47V195L48 196H52L51 198H46ZM70 193H71V195H70ZM81 193V196L79 195ZM159 193H160V195H159ZM161 193H164V191L162 190V189H159V191H158V193L156 192V194H158L159 196H158V200H160L159 202H162V203H164V205L167 207V205L168 204H166L167 202L165 201V199L164 198H166L168 195H165V194H162L161 195ZM52 194V195H51ZM74 194V195H73ZM83 194V195H82ZM84 194H85V196H84ZM168 194V193H167ZM247 194H248V197H250L251 195H253V194H255L256 195V198H257V200L255 199V198H247ZM33 195V196H34ZM39 195V196H38ZM70 195V196H69ZM77 195V196H76ZM40 196H41V198H40ZM74 196V197H73ZM79 196V197H78ZM162 196H163V198H162ZM165 196V197H164ZM20 197H21V200H20ZM42 200V199H46V201L43 203V201L45 200H43V201H40L39 200V198ZM78 197V198H77ZM246 197V198H245ZM77 198V200H75ZM166 202H164L162 199ZM259 198H261V200L259 199ZM15 199V200H14ZM74 199V200H73ZM80 199H81V201H80ZM244 199H247V200H252L253 202H248V203H245V204H242V200H244ZM38 200V201H37ZM71 200V201H70ZM75 201V203L73 202V201ZM256 200V201H255ZM48 201V202H47ZM259 201V202H258ZM261 201V202H260ZM115 202V201H114ZM77 203V204H76ZM125 203V204H124ZM120 204V206H118ZM133 204V203H132ZM139 204V203H138ZM77 205V206H76ZM127 205V206H126ZM235 205V206H234ZM108 206V205H107ZM138 206V205H137ZM29 207V208H28ZM98 207V206H97ZM139 207V206H138ZM136 207V210H139V208L141 207ZM158 207V206H157ZM166 207H161V208H159L160 209V211L158 212V214L160 213H162V211L164 210L165 211V209H166ZM9 208V209H8ZM118 208V209H117ZM1 209H4V210H1ZM27 209H29V210H27ZM68 209V210H67ZM84 209H85V211H84ZM115 209H117L116 210V212H115ZM133 209V210H132ZM62 210H64V211H62ZM78 210H80L81 212H79ZM106 212H105V211ZM107 210H108V212H107ZM130 210H131V212H130ZM86 211H87V214H90L91 216H88L87 214L86 215H84V216H82V214H85L86 213ZM89 211H90V213H89ZM114 211V212H113ZM111 212V213H110ZM218 212H220V211H218ZM32 213L34 214V215H32ZM64 213H66V212H64ZM63 213V214H64ZM98 213V214H97ZM130 213V214H129ZM157 212H155V214H156ZM73 214V215H72ZM111 214H113V215H115L114 217H111ZM134 214V217L132 216V215ZM37 215H38V218H37ZM109 215V216H108ZM122 215V216H121ZM235 214H234V212H233V215L231 214V216L229 215V217L228 216H225V217H228V220H227V218L226 219H224V218H221V219H223V221L221 222V219L220 218H218L217 220H216V218H215V220L218 222L217 224L218 225H220L219 224V221L221 222V226H223L224 224H226L227 225V223L229 222V220H230V223H231V221H233V219L235 218V216H234ZM239 214H237V216H238ZM50 216V217H49ZM88 216V217H87ZM129 216V219L128 218H126V217H128ZM232 216H234V218L232 217ZM76 217V218H75ZM87 217V218H86ZM117 217V218H116ZM171 217V216H170ZM231 217V218H230ZM247 217H249V218H251L252 216L250 215V216H247ZM32 218H33V220H32ZM40 218V219H39ZM47 218V219H46ZM82 218V219H81ZM115 218H116V220H115ZM122 218V219H121ZM230 218V219H229ZM233 218V219H232ZM35 219V220H34ZM114 220V222L112 223V221ZM165 220H162V223H165V225L167 224V225H170V224H172L174 221H173V219H174V217H172V218H169L168 219V217H165L164 218ZM220 219V220H219ZM30 220H32V223H30L31 221ZM38 220V221H37ZM80 220V221H79ZM84 220V221H83ZM87 220V221H86ZM111 220V221H110ZM124 220H125V222H124ZM173 222H172V221ZM219 220V221H218ZM237 220V219H236ZM7 221V222H6ZM215 221V222H216ZM226 223H225V222ZM239 221V220H238ZM41 222V223H40ZM43 222V223H42ZM79 222V223H78ZM106 222V223H105ZM108 222V223H107ZM117 222V223H116ZM123 222V224L122 225H120L121 223ZM128 222H131V221H128ZM132 222H134V221H132ZM170 222V223H169ZM224 222V223H223ZM234 222H235V219H234ZM35 223H37V224H35ZM74 223H76V224H74ZM110 223H112V224H110ZM229 223V224H230ZM236 223H238V224H230L232 227H238V228H240L241 226H240V224H239V222H237L236 221ZM17 224V225H16ZM29 224H32V225H29ZM45 224V225H44ZM97 224H100V225H97ZM102 224V225H101ZM105 224H106V226H105ZM115 224V225H114ZM9 225H10V227H9ZM65 225V224H64ZM95 225H97V226H95ZM108 225V226H107ZM120 225V226H119ZM164 225V226H165ZM225 225V226H226ZM261 225H263V224H260V227H257L256 225H254V229L252 230V234H251V236L252 237H250V236H247L246 235V233H245V230L244 229H242V231H243V234H242V237H244L243 238V245L242 246H236V245H234L233 243L235 242L233 239H234V234H233V232L231 231V230H226V231H224L223 232V236H222V238H223V240H224V242H223V245H225V247L223 248V252H221V257L218 259V260H213V263L214 262H216L215 264H264V228L262 229L261 227H263V226H261ZM14 226L16 227V228H14ZM68 226H69V229H68ZM94 226L96 227V228H94ZM102 226H104L103 228H101ZM111 226H112V228H111ZM194 226H196V225H194ZM28 227V228H27ZM92 227L94 228L92 231H91V229H92ZM100 227V228H99ZM124 227H127V228H124ZM188 226H186V228H185V226H183L182 228H183V230H184V228H185V230L183 231L182 230V232H181V236L179 235V239L181 240H179L180 241V243L181 244H184V243H186L187 244V242H185V241H188L187 240V238L191 235L190 233H191V230L189 229V228H187ZM224 227V226H223ZM234 227V228H235ZM236 227V228H237ZM54 228H56L55 230H54ZM60 229V232H61V235H60V237L58 236V232H56V231H59V229ZM99 228V231L97 230ZM110 228L113 230V231H111L110 230ZM182 228H180V229H182ZM258 228H260L261 229V231H260V229H258ZM12 229V230H11ZM16 230V233H15V231L13 232V233H11V231H13V230ZM104 229V230H103ZM108 229V230H107ZM189 230V231H187V230ZM10 230V232H8ZM62 230V231H61ZM86 230H87V232H86ZM96 230V231H95ZM102 230V231H101ZM107 232H106V231ZM43 231H45V230H43ZM92 232V234L90 233V232ZM94 231V232H93ZM109 231H110V233H109ZM116 231H118L117 233H116ZM131 231H134V230H131ZM161 230H160V228H159V231L158 232H160ZM187 233H186V232ZM263 231V232H262ZM60 232H59V234H60ZM84 232V234H81V233H83ZM90 234H89V233ZM97 232V233H96ZM98 232H99V234H98ZM101 232H103V233H101ZM157 232V233H158ZM3 235H2V234ZM8 233H10L11 235H9ZM47 233V235H46V237L44 236L45 234ZM49 233V234H48ZM56 233V234H55ZM86 233H88V236H87V234ZM93 233H95V234H93ZM100 233L101 234H103V235H105V236H107V237H105L104 236V238H100ZM107 233V234H106ZM134 232H132V234H133ZM186 233V235H184ZM5 234V235H4ZM6 234H8L9 236H11V237H9L8 235V237L9 238H7V236H6ZM20 234V235H21ZM98 235V237L99 238H97V236H95V235ZM159 234V233H158ZM260 234H262V235H260ZM2 235V236H1ZM79 235H80V238H79ZM84 237H83V236ZM90 235V236H89ZM134 235V234H133ZM168 237H170L169 235L170 234H166ZM173 235V234H172ZM189 235V236H188ZM17 236V237H16ZM57 236V237H56ZM64 237V239H63V237ZM110 236V237H109ZM114 236V237H113ZM182 236H184V238L182 239L181 237ZM225 236V237H224ZM6 237V239H4ZM51 237H53V239H51ZM56 237V240H55V242L56 243H61V245H58V244H56L55 242L53 243V241L52 240H54V238ZM91 237H93L91 240H90V238ZM99 240V242H98V240H95L96 238ZM168 237H166V236H164V238H168ZM172 237V236H171ZM170 237V238H171ZM202 237L203 236H200L199 237V239L201 240V241H199L200 242V244L198 245H195L196 247L197 246H200V248H202V249H199V247H197V249H199L200 251L198 252L197 251V253L196 254H198L197 255V257H198V259H197V257H193V255L194 256H196V254H194L195 252V250L196 249H194L193 250V248H190V244L189 245H187L186 246V244H184L185 246H186V248H188L189 250H188V253L185 255V258H186V261H187V263H192V264H198V261L201 259V257H202V251H203V247H204V242H203V240H202ZM260 237V238H259ZM25 238V236H22L21 237V239H24ZM60 238V240H58ZM67 238V239H66ZM76 238V239H75ZM84 238V239H83ZM225 238V239H224ZM247 238V239H246ZM252 238V239H251ZM4 239V240H3ZM77 239L79 240V241H77ZM100 239H101V241H100ZM104 239V240H103ZM106 239V240H105ZM135 239H136V241H135ZM41 240V241H40ZM58 240V241H57ZM68 240V241H67ZM93 240V241H92ZM122 240V241H121ZM43 241V242H42ZM50 242V245H47V244H49V242ZM60 241V242H59ZM97 243H96V242ZM102 241H104V242H102ZM119 241H121V242H125L124 244H125V246H123V243H121V242H119ZM140 241V242H139ZM232 241H234V242H232ZM241 241H242V239H241ZM48 242V243H47ZM51 242H52V244H51ZM63 242H64V244H63ZM82 242V243H81ZM109 242H111V243H109ZM140 244H139V243ZM184 242V243H183ZM86 243V244H85ZM103 243V244H102ZM105 243V244H104ZM109 244V245H107V244ZM118 243H120V244H118ZM190 243V242H189ZM241 243V244H242ZM42 244V245H41ZM46 244V245H45ZM132 244V245H131ZM134 244H137V245H134ZM139 244V245H138ZM172 244V243H171ZM203 244V245H202ZM45 245V246H44ZM52 245H54V246H56V247H52ZM122 245V246H121ZM131 245V246H130ZM229 246V248H231V249H229L228 248V246ZM60 246V247H59ZM82 246V247H81ZM132 246H135V247H132ZM172 246V245H171ZM233 246V247H232ZM45 247H50V248H46L45 249ZM52 247V248H51ZM62 247V248H61ZM108 247V248H107ZM127 247V248H126ZM141 247V248H140ZM160 247L161 246H159V247H157V246H154V247H152V248H150L149 249V254H150V250H152V249H154V248H156L158 251V255H160ZM59 248V250L57 251V249ZM102 248H104V249H102ZM106 248V249H105ZM159 248V249H158ZM195 248V247H194ZM228 248V249H227ZM56 249V250H55ZM61 249V250H60ZM129 249L130 250H132V253H131V251H129ZM134 249V250H133ZM156 249H154V251H152L151 253H153V252H156ZM225 249V250H224ZM245 249H251L252 251L253 250H255L254 252H253V254H252V257L250 258L251 260L249 261V260H247V259H245L244 257H242L241 256V253L240 252H242L243 250H245ZM48 252H47V251ZM119 250V251H118ZM231 250V251H230ZM56 251H57V253H56ZM97 251V252H96ZM102 251V252H101ZM115 253H114V252ZM236 251H240V252H236ZM70 252V253H69ZM111 252H113V253H111ZM194 252V253H193ZM55 253V254H54ZM68 253V254H67ZM89 253V254H88ZM109 253V254H108ZM190 253H193V255H191ZM201 253V254H200ZM238 253H239V255H238ZM24 254V255H23ZM58 254V255H57ZM106 254V255H105ZM132 254V255H131ZM137 254H138V256H137ZM143 254H144V252H143ZM148 254V255H149ZM156 254V253H155ZM200 254V255H199ZM39 255V256H38ZM130 255H131V257H130ZM154 254H150V256H151V258H152V260L153 259H155L154 261H155V264H162V262H161V260L160 259H158V255H155V256H153ZM189 255V256H188ZM27 256V257H26ZM30 258H29V257ZM36 256H38V257H36ZM82 256V257H81ZM88 256V257H87ZM108 256V257H107ZM119 258H118V257ZM126 256V257H127ZM143 256H145V255H140L139 256V260H140V263L141 264H143L142 262H144V260L145 259H142V257ZM238 256V257H237ZM239 256H240V259H239ZM25 257V258H24ZM100 257V258H99ZM111 257V258H110ZM126 257H125V259H126ZM170 257V259L169 258H166V264H181V256L180 255H178V254H176L175 256H169ZM188 257V258H187ZM253 257H256L255 259L253 258ZM151 258H149V260H151ZM196 258V259H195ZM238 258V259H237ZM252 258L254 259V261L252 260ZM110 259V260H109ZM168 259V260H167ZM175 259V260H174ZM189 259V260H188ZM90 260V261H89ZM95 260V261H94ZM149 260L147 261V259H146V261L149 263ZM157 260H160V263H159V261L157 262ZM221 260V261H220ZM255 260H257L256 262H255ZM58 261V262H57ZM74 261V262H73ZM179 261V262H178ZM189 261V262H188ZM253 261V262H252ZM91 262V263H90ZM105 262V263H104ZM173 262V263H172ZM250 262V263H249ZM125 263V264H126ZM134 263V262H133ZM145 263V262H144ZM148 263H146V264H148ZM190 263V264H191ZM10 264H13L12 262L10 263Z\"/></svg>",
  "mask_w": 264,
  "mask_h": 264
}]
</instances>
